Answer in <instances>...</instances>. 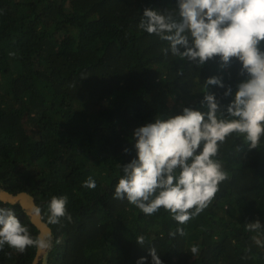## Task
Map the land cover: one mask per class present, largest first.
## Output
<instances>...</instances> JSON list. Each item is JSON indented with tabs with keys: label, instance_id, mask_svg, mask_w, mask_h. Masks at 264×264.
<instances>
[{
	"label": "trees",
	"instance_id": "16d2710c",
	"mask_svg": "<svg viewBox=\"0 0 264 264\" xmlns=\"http://www.w3.org/2000/svg\"><path fill=\"white\" fill-rule=\"evenodd\" d=\"M145 9L176 16L178 0H0V186L34 195L46 222L52 196L67 197L72 219L49 224V264H151L152 247L163 264H264V227L246 230L264 226V138L251 150L242 137L227 138L217 158L229 178L186 225L114 199L121 166L136 158L135 129L185 107L206 112L205 93L227 117L246 79L236 58L197 67L174 56L169 42L138 28ZM211 77L224 87L206 88ZM90 176L94 190L83 187ZM0 208L38 236L20 206ZM177 227L186 234L171 237ZM36 252L5 245L0 264H32Z\"/></svg>",
	"mask_w": 264,
	"mask_h": 264
},
{
	"label": "clouds",
	"instance_id": "9594fccd",
	"mask_svg": "<svg viewBox=\"0 0 264 264\" xmlns=\"http://www.w3.org/2000/svg\"><path fill=\"white\" fill-rule=\"evenodd\" d=\"M138 28L169 42L174 56L197 67L216 57L226 67L236 58L241 75L246 74L227 106V117L216 97L205 93L206 112L185 107L180 115L157 118L134 131L136 158L121 166L114 199H126L146 216L163 209L186 225L212 204L219 185L229 178L217 158L227 138L242 137L249 150L259 148L264 138V0H178L176 16L145 9ZM163 51L167 54L168 49ZM208 85L224 87L218 77L209 78ZM231 94L229 87L224 95ZM96 186L91 176L83 183L87 189ZM66 204V196H52L48 224H59L61 218L71 221ZM32 213L39 215L40 209L33 207ZM262 227L259 220L246 224L248 231ZM177 233L186 234L177 227L169 235ZM136 242L143 246L145 237L137 236ZM5 245L21 253L28 247L45 249L51 247V234L33 238L12 210L0 208V249ZM190 252L197 255L199 247L193 245ZM149 254L151 264H163L154 247ZM145 260L141 257L137 264Z\"/></svg>",
	"mask_w": 264,
	"mask_h": 264
},
{
	"label": "water",
	"instance_id": "95a60500",
	"mask_svg": "<svg viewBox=\"0 0 264 264\" xmlns=\"http://www.w3.org/2000/svg\"><path fill=\"white\" fill-rule=\"evenodd\" d=\"M0 201L5 204L20 206L25 214L29 217L31 223L38 230V236H44L50 233L52 238L53 230L50 225L46 221H44L41 210L39 215H35L32 213L33 207L40 209L34 195L30 194L27 191L12 193L0 186ZM51 249L52 243L51 247L49 248H37L36 256L32 264H49Z\"/></svg>",
	"mask_w": 264,
	"mask_h": 264
}]
</instances>
